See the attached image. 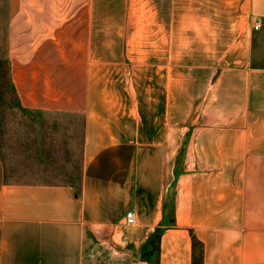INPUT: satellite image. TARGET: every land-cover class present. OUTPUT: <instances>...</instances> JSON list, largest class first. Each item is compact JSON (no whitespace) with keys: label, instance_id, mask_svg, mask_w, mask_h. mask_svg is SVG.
I'll return each mask as SVG.
<instances>
[{"label":"crops","instance_id":"0c3cea01","mask_svg":"<svg viewBox=\"0 0 264 264\" xmlns=\"http://www.w3.org/2000/svg\"><path fill=\"white\" fill-rule=\"evenodd\" d=\"M164 2L151 78H127L100 56L137 34L123 0H0L23 108L83 120L79 186L11 182L0 155V264H150L163 223L159 264L194 237L204 264H264V0Z\"/></svg>","mask_w":264,"mask_h":264},{"label":"rangeland","instance_id":"374dc122","mask_svg":"<svg viewBox=\"0 0 264 264\" xmlns=\"http://www.w3.org/2000/svg\"><path fill=\"white\" fill-rule=\"evenodd\" d=\"M162 1L155 4L167 11V2L162 4ZM123 2V8L116 11L132 12V27L138 29L137 34L132 38L131 47L101 51L100 56L115 61L116 75L151 78L154 4L152 0ZM108 9L111 10L110 5ZM6 47V37L0 36V155L7 179L11 182H57L79 186L83 120L79 117L77 121L62 123L53 115L25 110L11 89V67L6 58Z\"/></svg>","mask_w":264,"mask_h":264},{"label":"trees","instance_id":"16d2710c","mask_svg":"<svg viewBox=\"0 0 264 264\" xmlns=\"http://www.w3.org/2000/svg\"><path fill=\"white\" fill-rule=\"evenodd\" d=\"M11 89L16 95L14 90L15 88L12 83H11ZM165 215H166L165 217L170 216V220L167 222L173 224V222L175 221L174 208L172 207L171 210H169L168 212L166 211ZM165 227H166V223H163V225L157 228L143 249L144 250L143 257L150 264H159L160 241ZM193 247H194L193 264H204L203 244L195 237L193 238Z\"/></svg>","mask_w":264,"mask_h":264},{"label":"built area","instance_id":"2783aa9c","mask_svg":"<svg viewBox=\"0 0 264 264\" xmlns=\"http://www.w3.org/2000/svg\"><path fill=\"white\" fill-rule=\"evenodd\" d=\"M262 25H263V20L262 19H258L255 22L254 28L256 30H258V29H260L262 27ZM126 218H127V222L129 224H134L135 223V213L134 212H132V211L128 212Z\"/></svg>","mask_w":264,"mask_h":264}]
</instances>
